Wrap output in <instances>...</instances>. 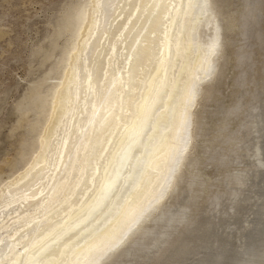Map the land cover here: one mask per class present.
Segmentation results:
<instances>
[{
	"label": "snow or ice",
	"instance_id": "1",
	"mask_svg": "<svg viewBox=\"0 0 264 264\" xmlns=\"http://www.w3.org/2000/svg\"><path fill=\"white\" fill-rule=\"evenodd\" d=\"M231 7L241 14L238 28ZM254 10V0H64L51 18V40L29 48L25 91L40 118L8 131L32 160L20 176L46 170L63 203L37 219L46 191L38 186L37 197L23 178L9 199L18 169L0 154V164L12 169V179L0 182V264H171L161 258L163 249L196 222L214 183L204 169L225 173L227 197L239 199L248 180L242 161L252 159L264 171V31L257 85L248 27ZM178 26L191 48L177 38ZM234 30L240 36L230 40ZM196 50L204 79L214 86L231 68L241 92L233 105L218 107L212 143L219 147L212 150L196 103L201 77L185 79ZM129 119L139 134L125 141L120 131ZM87 125L91 151L81 154ZM185 183L196 190L173 205Z\"/></svg>",
	"mask_w": 264,
	"mask_h": 264
},
{
	"label": "bare ground",
	"instance_id": "2",
	"mask_svg": "<svg viewBox=\"0 0 264 264\" xmlns=\"http://www.w3.org/2000/svg\"><path fill=\"white\" fill-rule=\"evenodd\" d=\"M151 0H145V3H150ZM179 3V0H177ZM256 5V1L254 0ZM240 13V12H239ZM241 14L238 15L236 21V27L239 26ZM253 16V15H252ZM252 18V17H251ZM249 22V21H248ZM50 27V23H49ZM207 31V30H206ZM233 35H236L237 39L240 36V32L238 30H234L230 32ZM3 35V33H2ZM4 36V35H3ZM235 37V38H236ZM1 38V37H0ZM177 38L181 40L185 47L191 48V44L187 39V35L181 34L179 26L177 28ZM51 37H47V41L49 42ZM53 49H55V43L53 42ZM185 79H195L197 76L201 77L199 82L200 88V97H197L196 103L198 105H202L200 111L202 118L206 121L208 126V148L210 150L216 149L219 146L217 144L212 143V133L215 130V127L219 121V116L217 115V109L220 106H223V102L225 98L221 99L219 95H213L212 91L215 88L209 80L204 79V72L201 67L200 63V56L199 50L192 51L190 53L189 60L187 62V67L185 70ZM235 79H232V81ZM218 83V82H217ZM258 90V89H257ZM232 92H229L228 95L231 93L233 96V102L237 101V97L241 95L239 88H233L231 85ZM204 96H207L208 99L206 102L202 104V99ZM230 96V97H231ZM229 97V96H228ZM75 96L73 95V100ZM150 102V101H149ZM29 105L33 107L31 109L28 108ZM18 106L22 108H26L27 110L21 113L18 111ZM231 106V105H230ZM34 101H32L26 91L24 99H21L14 110L17 114L16 121L13 125H18L19 121H29L33 119H39L40 113L36 112L35 110ZM50 111V109H49ZM193 113H196L198 109L193 107L191 110ZM208 118V120H207ZM77 122L81 120L79 116H77ZM46 122V121H45ZM72 123L71 116H69V124ZM85 124L87 121L85 120ZM89 131L85 133V138L83 143L81 144V154L85 151H91V147L88 143V137L91 135V128L92 125H87ZM63 132V128L61 129ZM139 134V126L135 122L134 119H129L127 122V127H122L120 131V137L127 141L129 138H137ZM79 143V141H77ZM20 149L17 153L18 157L16 159L9 157L12 160V163L17 167L18 171L13 173L17 177V179L13 182L11 187V196H8L9 193V186L3 187V194L4 196H8L9 199L18 195V190L16 185L19 184L20 180L23 178L25 180V186H30L32 191H35V195L37 197L40 196V191L37 190L38 186L43 185V189L46 191L45 196L41 200V205L43 206L41 209L40 214L36 217L37 219H43V216L46 214V211H50L54 208L60 206L63 203V194L60 190V185L58 181L54 180L53 177L46 171V170H35L34 174H31L26 177H21L20 174L24 173L26 169H28L29 164L32 163V160L25 158V150L24 147L19 141ZM259 145H260V138L257 135L254 137V143L252 145V149L255 155H259ZM107 147V144L105 145ZM245 157H247V150L245 151ZM244 167L248 170V180L247 185L241 190V195L239 199L233 201L226 195V188H227V176L223 173L220 169L216 167H207L215 170V176L213 178L214 184L220 186L219 188H214L213 190H209V193L204 195L203 200L201 201L200 208L196 212V222L192 225L190 229L181 230L180 234L174 237L169 246L164 248L162 259L165 261L171 262V264H264V197L262 195L257 194L258 190H261L263 186V180L258 182V176L262 175L264 177V171L260 172L258 165L252 159H245L242 161ZM3 164H0V182H6L11 180L12 177L8 175L9 172L12 171L10 167H7V172L3 170ZM260 173V174H259ZM262 184V185H261ZM196 190L195 187H189L187 183L182 187L180 190V194L178 198H175L171 201L173 205H182L186 202L192 192ZM20 191H23L22 189ZM264 193V192H263ZM32 192H29V199L28 204L34 205L35 200L31 199ZM215 200V206H213L212 201ZM166 201H162L159 207H164ZM248 206L249 210L246 211V207ZM258 206H261L258 208ZM245 207L246 212H242V208ZM254 209H258L254 211ZM35 211V209H31ZM67 211V208H65ZM251 213L253 214V221L256 222V226L260 227L258 231V239L254 240L257 237L252 230L247 231L249 226L251 225L252 221H248L246 216ZM242 217L241 223L236 228H231L227 226L222 236L227 234V230L234 229L235 234L238 238L245 236L246 241V234H250L251 238L245 242V248L243 251H239L241 246H243L240 242L237 244H233L235 247H231L228 250H225L221 243L218 242V232L216 229H213L214 224H219L220 222H225L227 220H231L234 218ZM255 216L257 220L255 219ZM54 218V217H53ZM64 220H68L69 223L72 221L69 219L67 215L64 216ZM238 220V219H237ZM250 220V219H249ZM236 221V220H235ZM239 221V220H238ZM223 224V223H222ZM230 225V224H227ZM223 229V228H221ZM232 232V231H231ZM229 233V232H228ZM231 235V234H230ZM227 237V236H225ZM222 238V237H221ZM229 238V237H228ZM220 240V239H219ZM254 240V241H253ZM237 242V241H236ZM185 247V248H183ZM226 248V247H225ZM185 251L181 253L182 251ZM21 251H23L21 249ZM180 253L181 259L173 260L172 255ZM198 255H201L199 258H195ZM193 258L194 261L189 263Z\"/></svg>",
	"mask_w": 264,
	"mask_h": 264
},
{
	"label": "rangeland",
	"instance_id": "3",
	"mask_svg": "<svg viewBox=\"0 0 264 264\" xmlns=\"http://www.w3.org/2000/svg\"><path fill=\"white\" fill-rule=\"evenodd\" d=\"M255 1V10L251 20L248 22V27L254 49V75L258 85L261 74V33L264 31V13H262L260 9V0ZM63 3L64 0H0V154L11 155V158L14 159L18 157L17 153L20 149L19 141L21 140L10 139L8 131L12 126H16V124L13 125L17 116L14 108L19 102H21V99H24L25 96L24 81L25 77L29 74V48L33 43L37 45L48 43L47 37H49V23L51 22V18L55 14L58 6ZM234 3L238 4L239 0H234ZM229 13L237 21L238 15L240 14L239 10L236 7H231L229 8ZM228 37L230 40L237 39L236 35L232 36L231 33L228 34ZM231 67H235L234 62ZM234 75L235 74L232 72L231 68L227 69L223 78L218 81V84L215 85V88L212 91L213 95H219L222 97L221 99L225 98L223 99V106L232 105L234 94L231 96V93L229 95L228 93L232 92L230 90ZM20 135L22 136V132ZM3 170L4 172H7V167H3ZM203 175L207 176L210 180H213L215 170L206 168L203 170ZM261 178L264 179L262 175L258 176L257 179L260 183ZM216 187L219 188L220 186L213 183L209 190H213ZM261 187L262 189L258 190L259 192L257 193L264 192V182ZM245 207L242 208V212L249 210L248 206ZM259 207L261 206H258V208ZM256 210L258 209H254V211ZM252 216L253 214L251 215L250 213L246 216V219L252 221ZM241 221L242 217L240 216L239 218H234L213 225V229L219 231L218 242L221 243L225 250H228L230 246L236 248L233 244H238L239 242L243 245L241 246V248H243L239 251L244 250L246 242L245 236L242 238L239 237L240 239L237 240L236 238L238 237L235 232H233L235 230L231 229L236 228ZM227 226L231 227L227 230L229 233L227 232V234H225L224 232V236H222V233ZM256 227L259 230L260 227L256 226V222L253 221L247 231ZM180 232L178 234H180ZM256 239H258V236L255 237L254 240ZM200 256L201 255H198L195 258H199ZM195 258L189 263L193 262Z\"/></svg>",
	"mask_w": 264,
	"mask_h": 264
},
{
	"label": "water",
	"instance_id": "4",
	"mask_svg": "<svg viewBox=\"0 0 264 264\" xmlns=\"http://www.w3.org/2000/svg\"><path fill=\"white\" fill-rule=\"evenodd\" d=\"M218 83H216L215 85H217ZM201 92V91H200ZM198 97H200V95H198ZM261 180H264V179H262L261 178ZM264 182V181H263ZM257 194H259V195H262L263 197H264V193L263 192H261V193H257ZM262 204H264V202H262ZM255 219L257 220V218H256V216H255ZM252 222H253V217H252ZM258 230V228L256 227V228H254V229H252V231L254 232V233H256L257 234V231ZM258 236V235H257ZM246 241H248L250 238H251V236H250V234H246ZM183 248H185V247H183ZM183 252H185L184 250L181 252V253H183ZM172 259L173 260H178L179 261V259H181V256H180V253H178V254H173L172 255Z\"/></svg>",
	"mask_w": 264,
	"mask_h": 264
}]
</instances>
